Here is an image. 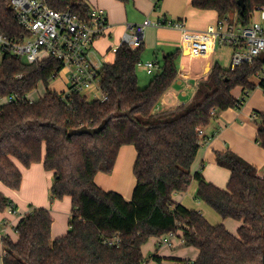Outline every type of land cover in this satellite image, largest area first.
<instances>
[{
    "label": "trees",
    "instance_id": "1",
    "mask_svg": "<svg viewBox=\"0 0 264 264\" xmlns=\"http://www.w3.org/2000/svg\"><path fill=\"white\" fill-rule=\"evenodd\" d=\"M10 1L0 0V33L21 43L28 33L9 8ZM44 1L57 12L71 11L81 18H87L91 9L85 0ZM192 6L216 12L219 20L235 18L249 26L255 12L264 10V0H245L244 11L238 0H193ZM143 52V46L133 51L123 44L115 62L104 65L100 87L109 97L104 103L79 93L63 99L52 91L50 81L62 70L53 59L28 65L6 54L0 62V101L13 95L25 98L40 84L45 89L36 101L0 106V184L18 191L23 174L17 163L26 169L43 163L53 175L51 200H72L67 235L53 240L50 211L33 208L15 229L18 240L3 238V264H146L142 247L151 238L171 233L184 239L182 247L200 252L196 261L176 264H263L264 173L231 150L216 154L217 165L231 174L227 188H218L191 170L208 139L199 130L208 128L219 113L243 107L244 101L239 105L232 91L255 89L250 79L264 72V54L236 70L216 63L189 104L157 112L178 78L181 53L166 55L160 72L142 88L137 65ZM260 88L264 90V79ZM259 120L257 142L264 149V113ZM103 123L104 130L94 136L69 134ZM124 146L137 152L136 186L129 202L119 193L102 190L95 181L99 173L114 172ZM193 180L199 182L198 200L224 220L241 223L236 235L174 201V195L186 193ZM9 204L12 201L0 190V214ZM115 235L121 240L118 246L104 242Z\"/></svg>",
    "mask_w": 264,
    "mask_h": 264
},
{
    "label": "crops",
    "instance_id": "2",
    "mask_svg": "<svg viewBox=\"0 0 264 264\" xmlns=\"http://www.w3.org/2000/svg\"><path fill=\"white\" fill-rule=\"evenodd\" d=\"M91 8L97 7L105 10L108 16L109 31L106 37L98 39L92 52V61L96 64H113L116 56L110 50L122 45L126 34L132 33L128 26L142 25L149 20L159 27H150L145 31L144 52L141 57L143 62H155L160 67L156 70L158 74L163 65L166 55L180 51L179 75L171 89L165 94L156 111L164 112L180 108L189 104L197 90L200 82L207 80L216 61V53H212L209 42L197 40L194 35L206 31L210 26L219 21V16L214 11H201L193 8V0H130L124 4L117 0H85ZM159 3V7L156 6ZM261 21L259 13L254 15L253 21ZM168 22H183L189 30L184 35L182 32L166 26ZM143 75H148L145 70H141ZM138 74V69H137ZM263 75V77H262ZM139 78V77H138ZM264 79V72L254 76L250 82L255 86L253 91H249L248 99L244 98L245 92L238 89L235 95L238 100H243L241 109H229L219 113L218 117L205 129L208 137L206 142L198 152L196 160L192 166V175L201 172L206 182L225 189L230 180V172L217 165L216 154L231 150L248 163L254 165L259 173H264V149L257 142L259 131L258 123L252 121V114H263L264 109H258L257 98L264 101V90L260 88V82ZM152 80V79H151ZM150 80V81H151ZM149 79L139 80L142 88L148 86ZM147 84V85H146ZM137 159V152L133 146H124L120 149L114 172L111 175L99 173L96 176V184L106 192H116L124 197L126 201H131L136 186V179L133 174L134 165ZM23 174L22 187L25 189L26 183L35 184L48 181L51 188L53 175L47 172L43 163L32 165L26 169L17 163ZM44 182V183H45ZM199 182L193 180L186 193L174 195V201L183 205L189 210L200 212L212 226L224 225L226 229L236 235L241 223L233 226L232 222L224 220L220 215L216 216L211 211V207L197 199ZM0 190L6 195L11 190L0 184ZM66 198V197H65ZM71 199V198H70ZM18 209L17 215L2 216L0 219V235L3 240L5 235L13 241L18 240L15 229L19 221L28 215L29 212L19 210L18 205L11 200ZM72 205V200H71ZM43 205L38 208L45 209ZM67 202L53 205L50 213L53 217L52 239L67 235L68 229L60 225L54 218L63 216L72 217V211L68 209ZM68 209V211L66 210ZM48 210V209H47ZM49 211V210H48ZM13 219V220H12ZM14 220H16L14 222ZM237 226V227H236ZM70 229V225H69ZM13 232L15 234H13ZM177 247L170 248L161 244V238H151L142 247L146 264H176L177 261H196L200 252L196 248L182 247L176 241ZM4 246L2 247L1 258L3 261ZM154 257L159 258L156 260Z\"/></svg>",
    "mask_w": 264,
    "mask_h": 264
},
{
    "label": "built area",
    "instance_id": "3",
    "mask_svg": "<svg viewBox=\"0 0 264 264\" xmlns=\"http://www.w3.org/2000/svg\"><path fill=\"white\" fill-rule=\"evenodd\" d=\"M9 8L14 12L19 24L27 31L28 36L21 43H17L0 33V62L6 54L20 58L28 65L53 59L61 64V72L65 71L66 76L62 87L58 89L52 87V83L61 72L53 76L50 81L52 91L61 94L63 99L69 98L71 94L79 93L91 99L90 101L104 103L109 100L108 95L100 87V72L105 64H96L91 58L96 41L108 35L109 23L105 10L93 7L87 18H81L71 11L57 12L44 0H11ZM257 13L261 15V21L252 20L249 26L238 24L235 18H227L219 20L206 31L195 34L194 37L197 40L209 42L213 54L217 52L218 47H231V70H236L243 65H252L260 55L264 54V10L255 12ZM159 26L161 24H155L149 20L142 25L128 26L132 33L124 36L122 45H127L133 51L138 50L144 44L146 29ZM166 26L184 35L189 33L183 22H168ZM121 46L111 49L110 52L116 56ZM137 69L145 70L148 75H153L160 67L155 62L141 61ZM32 94L25 98L13 95L3 99L4 104L23 102L25 99L31 102L36 101L31 100ZM239 105H243V100H239ZM252 119L258 120L259 114H252ZM199 134L204 137L205 130H199ZM6 211L13 216L18 213L13 203L9 204ZM160 238L163 246L177 247L176 241L181 246L184 245V239L178 233H171ZM104 242L110 246H118L121 240L115 235L105 239Z\"/></svg>",
    "mask_w": 264,
    "mask_h": 264
},
{
    "label": "rangeland",
    "instance_id": "4",
    "mask_svg": "<svg viewBox=\"0 0 264 264\" xmlns=\"http://www.w3.org/2000/svg\"><path fill=\"white\" fill-rule=\"evenodd\" d=\"M216 56H217L216 57L217 64L220 65L222 68L229 69L231 67V59H232L231 47H229V46L218 47ZM140 73H142V72L140 69H138V77H139L140 81H142L143 79H149V81H150L155 75H157V74H155L156 72L153 75H143ZM65 76H66V72L62 71L59 74L58 78L52 83V87H55L56 89L62 87L63 80H64ZM262 77H263V75H262ZM139 85H140V87H142L143 84L141 85V82H140ZM238 89H240V88H236L234 90L235 95L237 94ZM44 92H45L44 86L42 84H40L37 92H35L31 95L32 96L31 100L40 99L43 96ZM248 94H247V92H245V94L243 95L246 100L248 99ZM256 102H259L257 108L263 110L264 109V101L262 100V97L259 99L257 98ZM3 104H4V100H1L0 106ZM252 121H254V123L256 122L253 119H252ZM44 182L35 184L32 181L29 183L27 181L25 189H23V187L21 186L20 190H18V191L11 190L10 192H8L6 194V197H8L10 200L13 199V202L16 205H18L19 210H21L23 212H29L30 209L32 210L33 208H38V205H43V204H44L43 207H46L45 209L52 211L53 205H55L57 203L63 204V202H67L66 207L68 209H70L69 212H71L72 211L71 199L69 197H66L62 200H54V201L51 200L50 188L47 185L48 181H47V183L46 182L44 183ZM68 209H66V210L68 211ZM211 210H212L211 212L213 214H216V216H218V214L212 208H211ZM6 213H7V211L0 214V219L3 215L6 216L7 215ZM68 217H66V216L65 217H63V216H59V217L57 216L56 217V215L54 214V218L56 219V221L59 220L57 226L61 224V226L66 227V229H68V231H69L70 220ZM15 221L16 220H14V222ZM228 221L232 222L233 226L237 225V223H238L236 220H233V219H229ZM13 234H15V233L13 232ZM3 246H4L3 240H2L1 235H0V264H3V261L1 258V252H2Z\"/></svg>",
    "mask_w": 264,
    "mask_h": 264
},
{
    "label": "water",
    "instance_id": "5",
    "mask_svg": "<svg viewBox=\"0 0 264 264\" xmlns=\"http://www.w3.org/2000/svg\"><path fill=\"white\" fill-rule=\"evenodd\" d=\"M238 5L241 7L242 11L245 9V0H238ZM258 124H262V121L259 120ZM106 123H103L101 126L98 128H88V127H82L77 130H71L69 132L70 136H81V135H90L94 136L97 134H100L104 128H105ZM263 264H264V259H263Z\"/></svg>",
    "mask_w": 264,
    "mask_h": 264
}]
</instances>
